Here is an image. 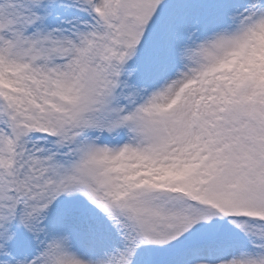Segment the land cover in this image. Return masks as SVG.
I'll return each mask as SVG.
<instances>
[{"label": "snow or ice", "instance_id": "1", "mask_svg": "<svg viewBox=\"0 0 264 264\" xmlns=\"http://www.w3.org/2000/svg\"><path fill=\"white\" fill-rule=\"evenodd\" d=\"M0 264H264V0H0Z\"/></svg>", "mask_w": 264, "mask_h": 264}]
</instances>
